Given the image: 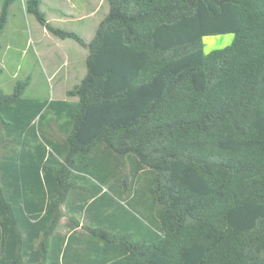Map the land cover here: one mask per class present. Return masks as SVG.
<instances>
[{
    "label": "trees",
    "instance_id": "trees-1",
    "mask_svg": "<svg viewBox=\"0 0 264 264\" xmlns=\"http://www.w3.org/2000/svg\"><path fill=\"white\" fill-rule=\"evenodd\" d=\"M15 1L1 0L0 36ZM108 3L87 41L26 0L43 27L88 49L87 72L67 91L76 101L24 97L29 77L11 94L0 86V264H42L21 257V233L42 230L21 219L41 209L21 179L58 169L65 188L98 151L151 169L160 205L154 238L104 264H264V0ZM229 33L205 52L204 37ZM46 112L63 137L48 134Z\"/></svg>",
    "mask_w": 264,
    "mask_h": 264
},
{
    "label": "crops",
    "instance_id": "crops-1",
    "mask_svg": "<svg viewBox=\"0 0 264 264\" xmlns=\"http://www.w3.org/2000/svg\"><path fill=\"white\" fill-rule=\"evenodd\" d=\"M44 1L41 0V4ZM61 1L64 2L49 0L48 3L52 8V3L62 4ZM95 7L96 5H93L89 12L91 13ZM108 11L109 8L102 19ZM102 19L97 22V27ZM5 28L0 36V52L10 48V45L5 48L2 43ZM42 41L43 39H38V43H33V52L42 65L46 64L44 71H47L48 77L45 74V78L47 81L50 80V88L63 89L57 94L63 96L52 99L76 101L78 98L67 96V91L86 75L85 63L88 53L84 51L82 57L62 58L56 50H51H54L56 43H41ZM29 45L21 43V60L27 54ZM1 64L0 73H3L8 63L1 61ZM47 65L50 67L47 68ZM18 69L21 70V66ZM53 75L57 76V79L53 78ZM61 76L64 78L60 79ZM70 80L73 81L72 85ZM67 82L71 86L65 85ZM30 84L31 81L28 86ZM65 95L69 98H64ZM44 117L51 120L56 118V115L51 112ZM67 128L68 126L63 127L64 130ZM47 132L55 139L64 136L59 126H50ZM85 161L88 163L87 166L70 169L67 177L61 180L65 182V188L60 189V179L56 177L58 169L47 172L40 169L35 178L28 180L33 186L27 185L24 178L21 179L23 201L30 200L36 204L41 201L39 214L36 212L35 216L21 219L24 221L28 219L32 224H40L41 226L37 228L42 229L33 237L27 231L21 233L23 261L42 264H104L119 257L126 244L154 238L155 231L160 227L158 216L160 205L152 192L155 175L151 169L142 167L133 156L118 157L108 155L104 151L90 154ZM83 164L84 162L79 165ZM56 202L61 213L59 216H53ZM95 229H102L104 234V230L108 231L109 238L99 234ZM3 239L6 240L1 231L0 240Z\"/></svg>",
    "mask_w": 264,
    "mask_h": 264
},
{
    "label": "rangeland",
    "instance_id": "rangeland-1",
    "mask_svg": "<svg viewBox=\"0 0 264 264\" xmlns=\"http://www.w3.org/2000/svg\"><path fill=\"white\" fill-rule=\"evenodd\" d=\"M48 2L49 0H45L44 3L41 4L40 9L45 13L49 21L55 26L77 32L87 41H89L96 33L97 22L102 19L101 17L109 8L108 0H106V2L104 0H64V2L61 1L62 4L52 3L53 9L50 8ZM93 5H96V7L90 13L89 10ZM1 6L2 3L0 1V10ZM56 9L59 11H54ZM8 15V23L4 31L2 43L5 48H7V45H10V48H7L4 52H0V67L2 66L1 61L8 63L6 64L7 68L4 69V72L0 73V85L3 92L6 94L12 93L18 81H22L29 77L31 84L25 89L23 93L24 97L37 98L43 101L63 96L57 95L60 94V90L63 89L50 88V80L48 79L49 81H47L45 78V74L46 77H48L47 71H44V65L46 67V64L42 65L37 60V57L33 52V43H38V39H43L41 43H56L54 44V50H51H56L62 58H70L74 56L82 57L83 54H85L84 51L88 53V50L82 48V46L72 38L63 39L50 33L37 20L34 14L28 12L26 0H17V2L10 7ZM233 40L234 34L231 33L206 36L204 37L205 52L207 53L214 49L224 48L225 46L230 45ZM21 43L30 44L28 52L22 60ZM20 66L21 70L18 69ZM49 67L50 66L47 65V68ZM53 78L57 79V76L53 75ZM63 78L64 76L60 77V79ZM69 82H71L70 84L72 85L73 81L70 80ZM65 85L71 86L68 82L65 83ZM64 98L69 97L65 95ZM49 114L51 113H45L46 116ZM63 119L65 120V117H63ZM48 120L44 117L42 119V124L57 126L56 119H51L53 120H50L51 122H48Z\"/></svg>",
    "mask_w": 264,
    "mask_h": 264
}]
</instances>
